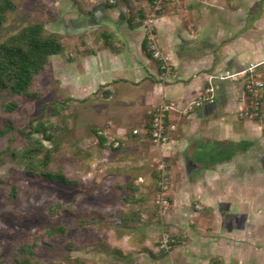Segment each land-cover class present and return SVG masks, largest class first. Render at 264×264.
I'll return each mask as SVG.
<instances>
[{"label":"crops","instance_id":"obj_1","mask_svg":"<svg viewBox=\"0 0 264 264\" xmlns=\"http://www.w3.org/2000/svg\"><path fill=\"white\" fill-rule=\"evenodd\" d=\"M84 2L88 9L71 22L90 49L70 67L78 77L70 89L77 87L74 92L83 98L96 92L110 96V101L128 96L126 103L133 95L138 106L132 105L123 124H108L101 136L114 148L128 144L133 149L129 154L142 159L139 163L148 161L153 167L155 162L157 167L167 161L171 166L174 213L169 220L153 215L146 217L147 224L129 227L128 263L243 264L246 256L237 257V244L229 238L246 230L253 213L243 210L257 204V196L247 191L258 190L260 197L263 190L264 100L262 119L241 118L249 104L247 88L221 75L264 62V0L167 4L154 33L160 52L170 59L169 78L161 77L158 64L143 49L141 13L145 17L149 0ZM205 89L212 90L214 104H205L186 118L176 116L172 141L162 147L151 145L147 115L167 102L183 107ZM156 181L152 179L154 191ZM167 224L187 240L156 259L159 247L153 245Z\"/></svg>","mask_w":264,"mask_h":264},{"label":"rangeland","instance_id":"obj_2","mask_svg":"<svg viewBox=\"0 0 264 264\" xmlns=\"http://www.w3.org/2000/svg\"><path fill=\"white\" fill-rule=\"evenodd\" d=\"M13 1L18 9L8 15L0 32V42L37 23L47 32L62 35L64 49L60 55L50 58L45 71L38 77L35 90L39 99L21 98L19 108L7 114L1 106L12 97L0 91V129L8 120L15 128L10 136L12 145L7 138L0 140V179L16 187V197L11 199L9 187L0 185V264H18L17 260L26 257L18 250L33 243L36 244L35 257L30 260L40 264H129V239L125 236L129 227L147 224L146 217L153 215L169 220L174 213L171 166L166 161L170 183L169 206L164 210L156 204L157 188L154 191L152 185V179L158 180L159 163L157 167L155 162L151 163L153 167L148 161L139 163L142 159L129 154L133 149H129L128 144L118 147L119 150L111 149V142L102 146L94 134L96 130L107 131L108 124H123L124 115L132 105L138 106L137 101H133L135 97L131 95L127 103L128 96L124 101L122 97L110 101V96L96 92L84 99L74 92L77 87L74 91L70 89L71 84L77 85L74 82L78 79L71 68L80 55L90 49L88 40L77 35L78 30L71 22V18L80 17L88 9L84 0ZM95 39L92 37V41ZM262 116L263 113L261 119ZM31 119H35L33 126L39 122L52 125L54 143L43 144L46 148L57 146L59 154L50 169L55 172L61 168L77 187L68 188L26 177L23 162L14 158L12 152L26 145L23 133L30 128ZM146 121L149 122V114ZM108 136L115 138L112 134ZM261 179L260 197L258 190L247 191L257 196V204L243 210L253 213L246 230L238 232V237L229 238L237 244V257L246 256L243 264H264V171ZM152 199L153 205L150 204ZM57 203L62 204V208L58 213H50L49 207ZM168 224L166 230L156 236L157 243L153 245L159 247L158 256L162 251L160 245L168 255L174 250L172 243L177 240L181 245L187 240ZM54 228H64L66 233L54 232Z\"/></svg>","mask_w":264,"mask_h":264},{"label":"trees","instance_id":"obj_3","mask_svg":"<svg viewBox=\"0 0 264 264\" xmlns=\"http://www.w3.org/2000/svg\"><path fill=\"white\" fill-rule=\"evenodd\" d=\"M153 2L154 0H149L150 5ZM17 9L18 6L13 0H0V32H2L7 22L8 15L15 13ZM144 14L141 13V23L144 21ZM63 49L64 42L62 35L47 32L43 25L37 23L24 27L19 32L9 36L5 41L0 42V91L8 93L12 97L7 103L2 104V111L10 114L17 110L19 108V99L21 98L31 100L40 98L39 93L35 90L38 77L45 71L50 58L60 55ZM143 49L153 59V53L147 40L144 43ZM156 63L158 64L157 61ZM34 122L35 119H31L30 128L26 133H23L26 145L19 150H13L12 156L23 162L25 175L28 179L38 178L68 188L77 187L78 184L70 180L61 168L55 172L50 169L59 154L57 146L46 148L43 144L44 142L51 145L54 143L52 125L39 122L36 126H33ZM14 130L13 123L8 120L4 128L0 129V140L7 138L9 144L12 145L13 141L10 136ZM94 134L98 138L100 145L104 146L107 144V141L101 136L99 131H94ZM37 135H40L41 139L37 138ZM113 146V143L109 144L111 149L119 150V148H122L121 143L119 144V148H113ZM0 185L8 186L10 198L15 199L16 187L14 184L0 179ZM155 186L157 187V183H155ZM61 208L62 204L57 203L52 208L49 207V212L55 214ZM53 231L62 235L66 233V229L64 228H54ZM177 242L176 240L175 244L172 243V247L177 246ZM35 248L36 244L34 243L20 248L18 250L19 253L26 257L19 261L17 260V263L40 264L37 261L31 262L30 260L35 257ZM160 248L162 251L159 256H155L156 259L167 256L164 246L160 245Z\"/></svg>","mask_w":264,"mask_h":264},{"label":"built area","instance_id":"obj_4","mask_svg":"<svg viewBox=\"0 0 264 264\" xmlns=\"http://www.w3.org/2000/svg\"><path fill=\"white\" fill-rule=\"evenodd\" d=\"M184 0H154L153 4L144 17L143 27L146 31V40L153 53V59L159 64V72L162 78L172 76L170 59L164 56L157 45L154 25L160 13L167 4H179ZM222 78L233 83H242L247 88L249 104L245 111L241 112L240 117L248 120H258L262 115V103L264 100V62L250 64L240 71L226 70L222 73ZM212 90L205 89L194 101L180 107L176 102H167L155 107L149 113V136L148 141L155 147H162L172 141L177 131L174 121L176 116L181 118L189 117L195 111L201 109L205 104H214ZM118 144H116V147ZM159 177L157 180V193L155 195L156 204L161 209L169 206L167 192L169 189V172L167 171L166 161L158 164Z\"/></svg>","mask_w":264,"mask_h":264}]
</instances>
